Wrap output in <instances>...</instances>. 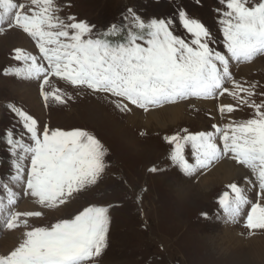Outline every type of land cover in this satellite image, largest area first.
<instances>
[{"label": "snow or ice", "instance_id": "obj_1", "mask_svg": "<svg viewBox=\"0 0 264 264\" xmlns=\"http://www.w3.org/2000/svg\"><path fill=\"white\" fill-rule=\"evenodd\" d=\"M222 2L227 11L221 13L219 23L227 54L210 47L213 40L209 29L185 10L179 11V22L191 35L190 40L174 34L173 20H145L131 8L125 17L129 21L126 29L112 25L98 35L95 25L85 20L73 16L65 22L54 0H30L34 7L28 8L17 0H0V31L5 24L8 28L18 27L39 49V55H34L16 48L14 58L22 65L5 69V73L42 80L46 102L64 104L70 98L51 85L50 78L56 77L74 87L121 98L117 107L125 112L130 109L124 100L148 111L193 97L212 99L225 93L251 106L255 110L251 119L213 125L209 132L189 133L183 129V135L177 132L165 140L174 145L170 159L186 174L206 169L226 156L249 169L258 182L259 199L252 203L245 188L231 183L227 185L230 191L219 197V204L230 220L238 219L251 205L246 226L264 229V101L256 103L253 99L256 84L241 83L230 71L231 61L250 62L264 54V0L252 6L249 0ZM229 83L231 89L226 86ZM45 85L51 90L45 91ZM9 107L29 134V141L17 139L12 130L6 132L14 174L8 182L0 180V219L9 230L24 227L26 231L18 246L0 254V264H91L107 246L108 208L92 205L49 227H31L29 218L43 213L16 211L20 194L14 185L22 184L24 196H31L42 207L57 208L97 182L107 167V150L87 130L41 128L22 108ZM234 110L232 104L219 108L222 117ZM218 138L222 145L217 143ZM185 144H191L195 164L185 158ZM29 160L30 166H26Z\"/></svg>", "mask_w": 264, "mask_h": 264}, {"label": "rangeland", "instance_id": "obj_2", "mask_svg": "<svg viewBox=\"0 0 264 264\" xmlns=\"http://www.w3.org/2000/svg\"><path fill=\"white\" fill-rule=\"evenodd\" d=\"M17 2L24 3L26 8L34 7L30 5V0ZM54 2L58 15L65 22H68V17L73 16L77 20H85L95 25L94 32L98 35L107 32L112 25L126 29L129 21L125 17L131 8L145 20L153 17L173 20L174 34L190 40L191 35L179 22V11L185 10L209 29L213 40L210 47L227 54L219 23L221 13L227 11L226 3L222 0ZM256 2L259 0H249V6ZM3 28L0 31V180L8 182L14 174L7 130H12L17 139L23 137L26 142L29 141V134L9 105L22 108L32 115L41 128L46 126L66 131L74 128L87 130L107 150L104 158L107 167L97 182L75 193L57 208L48 209L36 203L33 208L20 209V204L25 199L34 198L24 196L22 184L14 185V190L20 194L16 211L43 213L41 217L29 218L31 227H49L59 220L73 218L89 206H102L108 208L110 218L107 246L91 264H264V254L258 256L259 243L255 242L262 238L264 253V229L253 230L246 226L251 205L245 208L238 219L230 220L219 204V197L223 192L230 191L227 185L231 183L245 188L252 203L259 199L258 182L251 171L226 156L206 169L197 168L191 174H186L170 159L174 145L165 140L166 136L177 132L183 135V129H187L189 133L209 132L213 131V125L219 126L230 120L251 119L255 116V110L251 106L244 105L225 93L215 98V109L192 104L178 121H143L142 115L134 114L139 111L147 112L143 108L124 100L130 110L121 111L117 107L121 98L74 87L56 77L50 78L51 85L68 93L70 98L64 104L46 102L41 92L42 80L22 79L11 72L5 73V69L22 65V62L14 58L16 48L39 55L35 41L18 27L8 28L5 24ZM121 34L123 33H117ZM25 37L28 42H23V45L21 39ZM245 64L249 66L242 68ZM230 71L235 80L246 85L256 84L257 95L253 99L256 103L264 101V96L259 95L264 93V54L248 63L231 61ZM226 86L230 89L233 87L231 83ZM24 88L32 94L22 93L25 92ZM44 90L50 91L51 87L45 85ZM194 99L196 98H189L183 102L189 103ZM220 99L225 101L222 103ZM35 102L38 103L34 107ZM221 103L232 104L235 110L222 117L219 112ZM217 143L222 145L223 142L218 138ZM184 156L189 163L195 164L191 144H185ZM225 160L232 161L247 173L232 178L227 184L216 182L208 189L200 188L198 181ZM25 164L30 166V160L25 161ZM152 168L157 171H150ZM249 180L252 181V186ZM24 231V227L7 229L0 219V254H7L18 246ZM6 241L11 242L2 243ZM2 248L7 252L4 253Z\"/></svg>", "mask_w": 264, "mask_h": 264}, {"label": "bare ground", "instance_id": "obj_3", "mask_svg": "<svg viewBox=\"0 0 264 264\" xmlns=\"http://www.w3.org/2000/svg\"><path fill=\"white\" fill-rule=\"evenodd\" d=\"M21 40H22L21 41L22 44H23V42L25 44V42L27 41L26 37L21 39ZM29 45H31V44H29ZM248 66L249 65L245 64V65H243L242 68H247ZM22 93L27 94V95L28 94H32L31 91H28L27 89H25V92H22ZM33 98L35 99L34 96L32 97V99ZM222 98L224 99V97H222ZM223 99H220L222 103L225 101ZM215 101H216L215 98H212V99H197L196 98L194 100H190L189 103L183 102V101H179L177 103L164 105L160 109H150L149 111H147L145 113L139 111V112H135L134 114L142 115L143 121H150V120L151 121H158V122L178 121L181 118H183L187 108L190 105L194 104L195 106H205V107H208L210 109H215ZM37 103L35 102L33 104V106L35 107L37 105ZM243 168L240 167V166H236L232 161H229V160L222 161L212 171H210L208 174H206L204 177H202L198 181L199 182L198 186H200V188H207L208 189V188L211 187V185L215 184L216 182L226 183L227 184V182L230 181L232 178H238L241 175L247 173V172L244 171ZM249 183L251 184L250 186L253 185L251 180H249ZM35 205H36V202H35L34 199H25V201L22 204H20V209H30V208L35 207ZM9 242H11V241H6V242H2V243H7L8 244ZM255 242H257L259 244H262V246H259V244L257 245L259 247L258 251H257L258 256H262L264 254L263 253V240H262V238L259 239V240H255ZM1 250L4 253L7 252V250L3 249V248Z\"/></svg>", "mask_w": 264, "mask_h": 264}]
</instances>
